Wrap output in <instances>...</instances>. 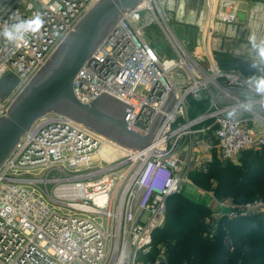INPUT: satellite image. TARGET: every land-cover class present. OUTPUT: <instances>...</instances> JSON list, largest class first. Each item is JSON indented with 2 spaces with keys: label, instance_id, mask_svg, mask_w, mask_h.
<instances>
[{
  "label": "built area",
  "instance_id": "built-area-1",
  "mask_svg": "<svg viewBox=\"0 0 264 264\" xmlns=\"http://www.w3.org/2000/svg\"><path fill=\"white\" fill-rule=\"evenodd\" d=\"M98 1L0 0V32L20 20L36 21L19 43L0 35V79H17L0 100V117ZM234 4L206 0L197 29L201 55L174 36L169 13L156 0L123 12L76 73L74 98L87 105L105 93L132 107L126 128L141 137L169 90L171 106L136 153L65 116L38 119L0 166V264H134L151 254L166 200L189 185L190 167L205 173L214 161L264 152V94L257 92L264 81L254 84L209 55L215 26L236 20ZM151 26L161 30L176 62L152 48L145 37ZM103 147L114 148L115 158L102 155ZM216 206L221 212L213 214L212 230L221 218L264 212L262 201Z\"/></svg>",
  "mask_w": 264,
  "mask_h": 264
},
{
  "label": "water",
  "instance_id": "water-1",
  "mask_svg": "<svg viewBox=\"0 0 264 264\" xmlns=\"http://www.w3.org/2000/svg\"><path fill=\"white\" fill-rule=\"evenodd\" d=\"M200 0H173L182 6V19L189 28L198 29L199 12L193 5ZM139 0H99L96 5L69 32L50 55L22 92L7 109V116L0 117V166L20 137L46 114H59L82 123L89 129L135 153L148 146L162 118V111L171 106L170 93L160 108L146 136L126 128L125 123L132 107L102 93L87 105L80 104L73 96L72 84L82 64L109 35L123 12L132 9ZM190 6H192L190 8ZM196 25L192 26L193 23ZM252 73L255 74L254 70ZM17 84L12 75L0 79V100ZM107 129H106V128ZM155 264H167L159 256Z\"/></svg>",
  "mask_w": 264,
  "mask_h": 264
},
{
  "label": "trees",
  "instance_id": "trees-1",
  "mask_svg": "<svg viewBox=\"0 0 264 264\" xmlns=\"http://www.w3.org/2000/svg\"><path fill=\"white\" fill-rule=\"evenodd\" d=\"M240 160L242 168L214 161L205 173L194 170L192 189L209 190L208 177L213 176L212 193L217 200L239 195L244 201L264 202V152L245 151ZM182 191L166 200L164 226L152 236V251L146 257L149 264L155 263L160 251L167 264H264V212L221 218L212 230L213 226L205 224L210 211ZM182 204L185 210L179 214Z\"/></svg>",
  "mask_w": 264,
  "mask_h": 264
},
{
  "label": "rangeland",
  "instance_id": "rangeland-1",
  "mask_svg": "<svg viewBox=\"0 0 264 264\" xmlns=\"http://www.w3.org/2000/svg\"><path fill=\"white\" fill-rule=\"evenodd\" d=\"M156 1L164 14L169 13L166 15V22L174 36L184 43L186 50L201 55L204 51L202 48H198L199 41L196 40L197 29L190 27L187 30L185 28L187 21L185 22L182 19V6L178 7V2L174 3L173 0ZM236 2H234L236 10L235 22L232 24H217L215 26L214 32L210 36L209 55L218 65L233 67L244 78L254 84H260L264 81V59L259 56L258 48L253 46L250 38L255 37L257 45L261 41H264V0H236ZM193 6L196 16L199 14L198 21L201 24L206 13V0L197 1ZM194 25H196V21L192 24V26ZM145 37L161 59H173L176 62V57L160 29L154 26L147 28ZM196 48L198 49L196 50ZM170 61L172 62V60ZM170 61L168 63H171ZM252 70H254L255 74L252 73ZM178 75L177 71L172 74L173 78H176ZM241 154L234 162H230V165L242 168ZM181 158L184 160V156ZM194 170L193 167L189 168V173L187 174L189 185L184 186V188L182 187V193L188 199L199 205H203L210 211L209 216L205 219V224L212 225L215 221L213 214L221 212V209L216 206L218 202L229 200L236 205H242L240 203L246 204L254 201L252 199L244 201L243 197L239 195L237 196L240 198L228 195L223 198L224 201L217 200L212 193V188L215 185V178L213 176L208 177L209 190H193L192 188L195 187L192 182ZM184 210V204H182L179 214L183 213ZM95 222L101 225L104 223L103 220L98 218H96ZM163 226L164 223L159 229L163 228ZM159 253L161 254V251ZM134 264H149V262L146 261V257H143L135 259Z\"/></svg>",
  "mask_w": 264,
  "mask_h": 264
},
{
  "label": "clouds",
  "instance_id": "clouds-1",
  "mask_svg": "<svg viewBox=\"0 0 264 264\" xmlns=\"http://www.w3.org/2000/svg\"><path fill=\"white\" fill-rule=\"evenodd\" d=\"M35 19L32 20H20L12 24L11 26L5 28L0 35H2L7 41L12 43L21 42L25 36L32 32L35 28ZM254 47L258 48L259 56L264 59V41H261L259 45L256 43V38H250ZM255 66V65H254ZM257 92L260 94H264V85H260L257 87Z\"/></svg>",
  "mask_w": 264,
  "mask_h": 264
},
{
  "label": "bare ground",
  "instance_id": "bare-ground-1",
  "mask_svg": "<svg viewBox=\"0 0 264 264\" xmlns=\"http://www.w3.org/2000/svg\"><path fill=\"white\" fill-rule=\"evenodd\" d=\"M145 5H147V3H146V1H145ZM147 6H149V5H147ZM170 63H167V65H169ZM113 151H115V149L114 148H110V147H103L102 148V150H101V153H102V155L105 153V154H112V158L111 159H113V158H115V156H116V154L113 152Z\"/></svg>",
  "mask_w": 264,
  "mask_h": 264
},
{
  "label": "crops",
  "instance_id": "crops-1",
  "mask_svg": "<svg viewBox=\"0 0 264 264\" xmlns=\"http://www.w3.org/2000/svg\"><path fill=\"white\" fill-rule=\"evenodd\" d=\"M234 2H236V0H233ZM237 3V2H236ZM184 188V187H183ZM190 190V189H189Z\"/></svg>",
  "mask_w": 264,
  "mask_h": 264
},
{
  "label": "flooded vegetation",
  "instance_id": "flooded-vegetation-1",
  "mask_svg": "<svg viewBox=\"0 0 264 264\" xmlns=\"http://www.w3.org/2000/svg\"><path fill=\"white\" fill-rule=\"evenodd\" d=\"M106 128V127H105ZM107 129V128H106Z\"/></svg>",
  "mask_w": 264,
  "mask_h": 264
}]
</instances>
